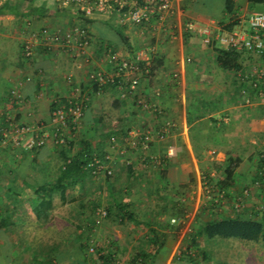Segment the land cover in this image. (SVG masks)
Listing matches in <instances>:
<instances>
[{"label":"crops","instance_id":"crops-1","mask_svg":"<svg viewBox=\"0 0 264 264\" xmlns=\"http://www.w3.org/2000/svg\"><path fill=\"white\" fill-rule=\"evenodd\" d=\"M7 1L15 2L0 0V6ZM27 5L22 3L21 11ZM35 5L43 8V16H0V120L10 113L20 122L48 121L54 95L68 90L63 78L60 81L62 74L73 73L75 81L91 94V100L67 155L77 154L84 140L101 155L113 154L116 163L110 178L94 176L86 169L82 175L61 182L65 157L53 143L33 151L12 144L0 147V264H45L49 259L52 264H101L97 257H89L87 249L90 213L96 207L111 210L103 224L105 235L111 238L102 239V244L109 243L108 253L114 250L123 264H140L142 260L135 258L147 245L139 240L154 234L167 237L157 257L145 261L149 264H227L199 261L194 258L198 251L193 258L188 257L185 253L189 248L183 240L191 232H198L200 219H209L206 213L210 212L200 207L203 176L225 187V169L232 165L230 190L238 193L253 183L264 155V97L238 81L234 69L221 66L218 57L223 46L218 40L207 46L200 36L190 33L170 39L165 32L151 36L146 29L140 34L133 27L122 29L107 18L95 19L90 48L93 68L111 71L103 61V51L110 44L127 46L124 36L135 49L155 45L157 59L162 60L141 92L162 89L163 96L157 103L172 115L177 127L168 139L155 138L149 152L143 151L135 147L137 142L129 130L148 127L153 116L136 106V99L122 101L110 87L101 97L95 96L88 69L66 59L58 48L45 50L41 39L33 61L22 58V44L31 27L47 26L53 33L65 30L77 18L71 8L60 9L57 0H37ZM195 6L188 8L190 17L202 22L214 18ZM54 45L57 47V43ZM188 56L191 62L186 61ZM244 58L252 57L243 53L240 66ZM39 68L44 70L48 87L42 99H38L42 81ZM29 75L33 79L26 81ZM14 87L27 98L25 105L13 103L10 90ZM116 103L123 117L113 122L101 120L104 107ZM107 124L119 130L114 133L116 148L102 128ZM121 147H125L124 153L118 151ZM150 155L162 159L161 163L149 166L144 156ZM63 184L65 193L60 188ZM229 207L219 213L212 211L227 217L232 214ZM191 208L196 212L191 221L180 223ZM174 217L178 222L172 223ZM193 221L199 224L190 229Z\"/></svg>","mask_w":264,"mask_h":264},{"label":"built area","instance_id":"built-area-1","mask_svg":"<svg viewBox=\"0 0 264 264\" xmlns=\"http://www.w3.org/2000/svg\"><path fill=\"white\" fill-rule=\"evenodd\" d=\"M57 3L59 7L71 8L75 11L76 20L65 30L57 29L53 33L50 32L49 27L43 28L42 31L31 27L24 46L27 61H33L35 47L39 39H43L44 45L49 46L50 50L54 51L58 48L72 59L80 57L86 61L88 82L94 89L95 96L101 97L108 86H112L117 92L118 99L122 101L136 99V106L153 116L152 123L148 127H132L129 130V135L137 142L135 147L143 151L149 152L155 138L160 141L168 139L177 127L172 115L157 103V100L163 96L162 89H150L147 94L141 92V88L145 84L147 87L149 83L153 60L157 57V47L154 45L134 48L135 51L132 52L127 46L115 47L110 44V48L106 46L107 50L103 51V61L110 66L111 71L107 70L108 68H93L90 62L92 31L91 26L85 21L87 19L92 20L100 15L108 16L112 22L124 29L133 27L140 34L147 29L151 36H160L161 32H165L170 39H176L179 34L190 33L200 36L207 46L218 40L224 49L244 52L256 59L252 63H243L234 69V74L238 81L254 89L259 97H264V11H249L247 5L245 8L237 4L233 12L226 13L221 18L202 22L188 15L187 0H57ZM233 23L235 26L232 30L225 28ZM56 43L57 47L54 45ZM186 61L191 62L192 57L188 56ZM38 71L42 80L39 83L38 99H42L47 94L48 87L44 80V70ZM32 79V75L26 77V81ZM64 82L68 90L54 95L48 121L20 122L10 113L3 121L0 120V147L12 144V147L33 151L51 142L60 150L69 149L71 141L82 125L91 94L85 92L75 81L73 73H69ZM10 95L13 103L18 106L27 103L25 96L17 87L11 89ZM110 143L113 148L118 145V139L114 134L110 137ZM118 151L124 153L126 150L125 147H121ZM144 159H149V166L160 164L162 160L151 155L149 158L144 156ZM70 160L68 159L67 163ZM115 163L114 155L108 153L105 160L96 157L89 162L87 169H91V174L94 176H112ZM130 163L128 161V164ZM258 172L259 178L255 186L261 191L264 190V155ZM244 195L248 196L249 192L245 190ZM202 197L200 207H212L215 211L227 210L228 206L230 209L232 203L237 210L246 205L239 195L230 200L207 176H203L202 179ZM194 209L191 208L184 218L182 217L180 223L190 220L196 213ZM256 209L263 216L264 202L257 204ZM90 216L92 221L89 225L92 224L96 230L102 227L108 217V211L103 207H96ZM171 221L176 223L178 219L174 217ZM91 236L87 247L89 257L98 258L100 255H106L108 260H101V264H121V260L114 253H108L105 249L101 251V246L104 244L96 236ZM105 247L108 245L103 248ZM188 252L194 253V251Z\"/></svg>","mask_w":264,"mask_h":264},{"label":"trees","instance_id":"trees-1","mask_svg":"<svg viewBox=\"0 0 264 264\" xmlns=\"http://www.w3.org/2000/svg\"><path fill=\"white\" fill-rule=\"evenodd\" d=\"M36 1L37 0H15L14 3H10L9 1H7L3 5L0 6V16L10 15V14H13L16 16H22V17L32 16V15L43 16L45 14V12L41 6L38 7L35 5ZM248 2L250 3L251 7L254 8L255 6L263 5L264 0H248ZM22 3L28 4L27 7L25 8V10H23V11H21ZM236 5H237L236 0H223V8L220 11L214 12L215 9H211L210 11H207V12L203 11V12L206 13V15H209L210 17L215 18V15L218 12L222 13L223 15H225L226 13L233 12ZM195 7L199 8L197 4ZM59 8L62 9V7H59ZM95 19H99V18H94L92 20L87 19L85 21L91 26L96 22ZM234 26H235L234 23L230 24L229 26H227V29L232 30ZM43 28H47V26L42 27L41 29H39V31H42ZM39 37H41V34H39ZM25 41H26V39L24 40V42L22 44V55L21 56L26 61L27 59H26V55L24 53L25 52L24 51ZM42 41H44V40L42 39ZM124 44L127 45V47L132 52L135 51V49H134L133 45L131 44V41H130L128 36H124ZM43 46L45 47V50L50 51L49 46H47L46 44ZM35 49H36V47H35ZM243 53L244 52H240V51H237L234 49L220 48L219 49V57H218L219 62L221 64V66H223L226 69H231V70L236 69L237 67L240 66L241 56ZM34 54H35V50H34ZM153 63H154V65L151 69V73H150L148 79L152 78L154 76L155 72L160 68V66L162 65V60L157 59V57H155L153 60ZM39 69H42V68H39ZM67 75L68 74H66V76H64L63 80H65V77H67ZM32 78H33V76H32ZM109 87L110 86H108V88ZM110 88L114 89L112 86ZM26 101H27V98H26ZM115 102L120 103L119 100H116ZM119 103H116V105H110L108 108L105 106L104 110L102 112V116L100 117L101 120L104 119V121L108 120L110 122H113L117 118H122L123 116L119 115V113H120L119 110L121 109ZM121 114H122V112H121ZM102 128L106 129V131L108 132L107 136L109 138L114 133H117V131H119L117 129V127H111L110 124H107L106 126H104ZM102 128L100 129V131H102ZM82 145H83L82 149H80L78 151V153L75 155H67V151L69 149L68 150H65V149L60 150L59 149L64 154V157H65V159L63 161V165H62V170H61V178H62L61 182L63 180L72 178L76 174L82 175L83 172H85V170L87 169V164L89 162L93 161L96 157L105 160V157L107 154L101 155V152H97V150L95 151V149H98V148L93 149V147L91 146V142H88V144H87L83 140ZM68 159H71V160H70V162L67 163ZM64 165H65V167H64ZM232 169H233L232 165L225 169V172L227 174V176H226L227 177V183L225 184V187L220 186V190L227 197H230L232 195L233 196L232 200H233V198H236L237 195L241 196L242 200L246 203V205H243L239 210H237L234 206V203H232V205H233V206H231L232 214H230L227 217L216 216L213 213V211H215V209H213L212 207L204 208L210 212V213H206V214H208L209 219H206L205 221L203 220L199 224L198 232L195 233L194 244L197 243V245H198L200 239L202 241H204L205 238L220 237V238H236V239H240V240H244V241L245 240L246 241H252V243H261L264 245V214H263V216H261L260 212L256 209L257 204L264 202V190L260 191L255 186L256 185L255 182L259 178V175H258L259 169L255 175V178L253 179L254 180L253 183L251 185L243 188L238 193L233 192L232 189L230 190V188H228V187H230L231 180H232V175H233ZM87 170L90 173L92 172L91 169H87ZM113 175H114V173H113ZM112 176H107V177L110 178ZM60 188H62L61 189L62 192L64 190L63 193H65V190H66L65 185L63 184L62 187H60ZM47 190H49V189H47ZM229 190H230V192H229ZM245 190L249 192L248 196L244 195ZM107 211H108V214L111 212L110 209L109 210L107 209ZM219 212L220 211H217V213H219ZM166 237H167V235L165 236V235L154 234L149 239V241H148L149 243L147 242V244H145V245H147L146 250L141 251L139 253V255L135 258V260L136 261L142 260V262L144 263L146 260L152 261L153 259H155L158 255L160 248L163 246V244L166 240ZM89 240H90V238L88 239V242H89ZM105 243L107 244L108 242L105 241ZM107 245H109V243ZM104 246H105V244L101 246V249H100L101 251H102V249L107 250L108 247L103 248ZM195 251L192 254L195 255V253L197 252V251L196 252ZM185 254L188 255V252ZM189 254H191V253H189ZM192 254L188 255V257L193 258ZM91 257H94V256H91ZM98 260L99 261H101V260L107 261L108 258L106 255H100L98 257ZM148 261L145 262L144 264H149ZM142 262L140 264H143ZM44 263L45 264H52L50 259L45 261Z\"/></svg>","mask_w":264,"mask_h":264},{"label":"rangeland","instance_id":"rangeland-1","mask_svg":"<svg viewBox=\"0 0 264 264\" xmlns=\"http://www.w3.org/2000/svg\"><path fill=\"white\" fill-rule=\"evenodd\" d=\"M187 1H188V8L197 4L198 7L204 12L210 11L211 9H215L214 12H217L223 8V0H187ZM236 3L242 7H245V8L247 5L249 11H251V10L264 11L263 5L255 6L254 8H252L250 3L248 2V0H236ZM74 13L76 14L75 11H74ZM76 16H77V14H76ZM221 17H223V14L219 13V12L215 15V18H221ZM98 18L99 19L107 18L109 21H111V18H109L108 16L100 15ZM225 28H227V27L225 26ZM122 29H123V27H122ZM112 46H115V45L112 44ZM115 47H118V46H115ZM63 55H65V54L63 53ZM65 56H66V59H68V60L72 59L69 55L68 56L65 55ZM250 57H252V58H249V59L244 58L243 63L248 64V63H252V61L256 60V59H254V57L252 55H250ZM72 61H76L79 65H81L82 67L87 69L86 68V66H87L86 61L83 58H80V57L74 58ZM90 62H92V56H90ZM66 74L67 73L62 74L60 81L62 78L64 79V76H66ZM64 81L65 80H63V82ZM98 105H100V104L98 103ZM109 106H107V108ZM102 112H103V110H102ZM119 112H120L119 115L123 116V114H121V109L119 110ZM202 221H203V219H200L199 222L201 223ZM199 222H195V221H193L192 223L190 222L189 228L192 229L193 225L194 226L196 225V227H197ZM89 227H91V233L89 232V234H91L93 236H97V238L99 240L102 241V239L107 240V239L111 238V237L105 235V232L103 231L104 225H102V227H100V228H97L96 230L94 229V226L92 224ZM193 229H195V228H193ZM101 234H102V236L100 238L99 236ZM91 237L92 236H90V238ZM194 240H195V235L192 234V232H191L188 236L184 237L183 242L192 251H195L197 249L196 251H198V252L194 258L199 260V261L204 260V259H209V260H213V261L226 262L227 264H247L248 262L251 264H264V245L261 243H252V241H246V240L244 241V240H240V239H236V238L214 237V238H205L204 241H202L200 239V241L197 245V243L194 244ZM139 241H140L141 245H145L144 243L149 241V237H142V238H140ZM112 251L114 253V250H112ZM205 254H206V258L204 257ZM188 255H191V254H189V252H188ZM121 264H123V263L121 262Z\"/></svg>","mask_w":264,"mask_h":264}]
</instances>
